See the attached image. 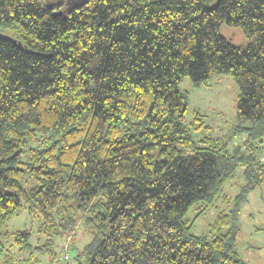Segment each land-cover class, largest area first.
I'll list each match as a JSON object with an SVG mask.
<instances>
[{
    "label": "trees",
    "instance_id": "1",
    "mask_svg": "<svg viewBox=\"0 0 264 264\" xmlns=\"http://www.w3.org/2000/svg\"><path fill=\"white\" fill-rule=\"evenodd\" d=\"M0 32L16 40L0 35V236L17 250L0 240V264L55 256L78 218L91 233L84 264H248L238 216L264 187V0H0ZM218 74L239 89L231 135L247 136L230 150L197 145L201 116L187 126L178 87ZM238 167L213 235L193 233L188 209L211 204ZM20 209L37 244L6 229Z\"/></svg>",
    "mask_w": 264,
    "mask_h": 264
},
{
    "label": "rangeland",
    "instance_id": "2",
    "mask_svg": "<svg viewBox=\"0 0 264 264\" xmlns=\"http://www.w3.org/2000/svg\"><path fill=\"white\" fill-rule=\"evenodd\" d=\"M60 0H47L51 4H56ZM220 33L231 43L239 45L246 42L242 30L238 26H229L222 23ZM179 89L188 91V107L186 111V122L193 121V113L198 112L202 124L192 130V136L197 145L213 146L226 142V147L230 150L233 146L246 141L245 133L239 132L231 135L232 127L236 124L235 104L239 92L238 85L228 74L216 75L208 85L195 86L187 76L182 77L178 84ZM196 122L193 121L195 126ZM242 167H238L232 177H230L219 196L209 204L200 202L191 206L186 217L192 220L191 231L197 234H205L211 237L213 234L210 225L221 211H227L229 205L227 200L238 192L243 183ZM38 222L33 220L25 209H20L6 222L7 230L27 229L31 233V241L37 244ZM239 231L237 234V250L240 256L248 264H264V187L256 188L248 194L247 201L242 205L238 216ZM215 233V232H213ZM45 237H41L43 242ZM91 239V233L83 224V219H77L76 227L70 232H64L62 236L54 238L52 245L55 256L44 255L35 252L37 264H73L76 255L79 261L84 264L83 248ZM6 248L16 252L15 247H11L13 235H2ZM65 254L69 255L65 258ZM34 260V259H33Z\"/></svg>",
    "mask_w": 264,
    "mask_h": 264
},
{
    "label": "water",
    "instance_id": "3",
    "mask_svg": "<svg viewBox=\"0 0 264 264\" xmlns=\"http://www.w3.org/2000/svg\"><path fill=\"white\" fill-rule=\"evenodd\" d=\"M0 35L4 38H8L11 39L12 41H16L15 38L10 37L8 34L0 32ZM18 44L20 45V42H18Z\"/></svg>",
    "mask_w": 264,
    "mask_h": 264
},
{
    "label": "built area",
    "instance_id": "4",
    "mask_svg": "<svg viewBox=\"0 0 264 264\" xmlns=\"http://www.w3.org/2000/svg\"><path fill=\"white\" fill-rule=\"evenodd\" d=\"M68 256H69V255L65 254V256H64V257H65V258H68Z\"/></svg>",
    "mask_w": 264,
    "mask_h": 264
}]
</instances>
